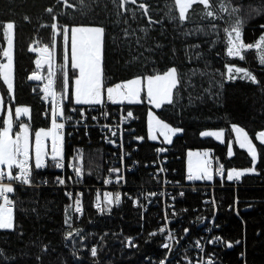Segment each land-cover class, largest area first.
Here are the masks:
<instances>
[{"label":"trees","instance_id":"16d2710c","mask_svg":"<svg viewBox=\"0 0 264 264\" xmlns=\"http://www.w3.org/2000/svg\"><path fill=\"white\" fill-rule=\"evenodd\" d=\"M119 3L120 0H68L66 5L64 0H0V24H15L14 90L9 93L0 77L3 104L30 110V117L24 120L33 139L35 132L47 129L50 114L44 94L40 85L28 81L38 70V58L31 49L52 46L53 23L69 29L103 27L105 89L175 67L180 84L174 90L173 103L156 113L165 123L182 129V133L166 145L169 151L165 158L155 153L158 147L165 146L147 138V103L126 104L122 115L118 106H110L97 113L95 119L94 112L82 116V110L92 107L73 102L77 73L69 60L65 113L70 115L72 110L73 125L66 136L65 160H74L85 172L81 182L76 183L84 196L83 215L77 216L73 210L75 193L65 187L70 183L65 181L64 186L59 182L67 180V174L53 164L35 169L30 187L21 184L9 194L14 204V228L0 229V264H198L204 246V259L210 256L213 264H264V144L256 142L257 135L264 131V64L255 48L246 50L244 59L228 56L225 31L240 20L243 42L256 44L264 35V0H212L215 19L205 15L207 9L202 5L195 4L185 21L173 18L178 17L173 0H137L136 4L128 3L127 10ZM140 4L147 5V15ZM222 4L229 11H221ZM48 8L53 11L49 13ZM149 16L157 22L149 23ZM6 47L7 40L0 29V63L6 62ZM57 50V88L61 92L62 34ZM228 66L246 69L257 82L243 73L227 79ZM129 111L133 122L126 134L129 158L125 159L121 147L111 148L104 142L111 134L107 124L117 125V119L108 121L105 117L114 114L124 125L130 120L125 119ZM4 121L2 114L0 130ZM233 126L243 128L256 142L255 164L247 151L235 146L234 155L229 156L227 143L201 136L205 131L223 130L230 142L234 140ZM109 137L119 140L120 133ZM190 150L211 151L213 182L188 179ZM123 162L128 171L124 173L123 196L117 203L112 191L109 204L104 183L115 165L121 169ZM221 165L223 178L217 175ZM253 166L255 172L227 179L233 169L243 171ZM165 185L172 193L166 202L157 196L155 188ZM95 202H99V209ZM69 217L71 227L65 223ZM167 218L171 219L169 229L175 239L172 250L163 246L167 234L156 233ZM209 228L210 233H205ZM77 230L79 235L75 234ZM69 231L73 232L70 239ZM204 237H210L212 245ZM92 248L97 249L96 256L91 255Z\"/></svg>","mask_w":264,"mask_h":264},{"label":"snow or ice","instance_id":"6c2138e0","mask_svg":"<svg viewBox=\"0 0 264 264\" xmlns=\"http://www.w3.org/2000/svg\"><path fill=\"white\" fill-rule=\"evenodd\" d=\"M83 2V0H81ZM67 5L68 0H64ZM128 3L136 4L137 0H120L119 7L127 10L126 5ZM174 6L178 9V18L180 21L188 19V13L192 9L193 5H202L207 11L205 15L213 19L216 18L217 13L213 10L212 0H173ZM72 7V5H68ZM139 7L143 9L144 14L147 15L148 7L145 4H140ZM221 11H229L227 5L220 6ZM47 11L51 13L52 8H48ZM235 11V9H232ZM27 19V17H26ZM55 19V17H53ZM149 23H156L152 18L148 17ZM52 29L57 30L52 37V47L44 45L39 49L41 58L36 60V66L38 69H42V65H48V76L45 78L47 83L44 85L45 98L49 96L52 98V110L50 113L51 127L48 129H40L34 134V144L30 139L29 125L22 123L20 125V131L15 133L13 137V111L11 108L7 110V119L4 121L6 127H3L0 131V229H13V201L9 198V194L14 192L12 183H4L6 178L8 181H18L23 184L31 183L32 165L30 160L34 159V167L36 169L46 166V157L49 156L48 141L51 140L50 158L56 162L57 167H63V123H58L57 118L64 116L63 100L67 95L69 87L68 74L65 72L63 77L62 91L57 93L54 90L55 76L54 59H55V38L56 35L62 34L63 40V59L64 65L67 66L69 60L71 61V68L76 71L74 79V102L81 105L102 104L104 102L105 95L107 99L113 103H141V96L144 94L147 97L149 104L154 105L159 109L165 104H172L174 97V90L180 84L178 71L175 67L169 68L163 73H155L147 76H137L134 79L120 82L114 86L104 87V74H103V49H104V33L103 27L93 26H77L69 29L67 26H58L57 23L51 25ZM242 27L243 23L237 20L230 29H225L227 34V55L230 57H239L244 59L243 53L246 50L253 48L259 50L260 63L264 64V35L259 38L256 44H245L242 40ZM264 27V25H262ZM215 28V25H213ZM0 29L7 40V47L3 49V56L7 59L6 63H0V77L7 85L9 93L13 91V49H14V22H7L6 24H0ZM32 51H37L36 48H32ZM243 73L244 77L250 79L252 82H257L256 77L248 72L246 69L228 66L227 67V79H235L236 76ZM29 79L40 80L42 77L33 73ZM3 97H0V109H3ZM28 108H16L15 116L19 117L21 114H28ZM132 112L129 111L126 114L125 119L132 117ZM149 128L151 139H157L156 132L160 131L164 136V139L168 142H172V136L182 129L170 127L167 123H164L152 112H149ZM236 133L237 140L241 148H247V151L251 154L253 162L257 159V149L252 140L248 137V134L243 128L233 126L232 129ZM203 136H214L217 140H222L224 137V131H205ZM139 139H143L140 137ZM258 139L264 143V132L258 134ZM165 149H159L164 151ZM34 152V157L32 153ZM231 154V149L229 151ZM189 176L188 179H213V172L211 171V163L207 159L208 153H193L189 152ZM197 157L195 164V170L191 158ZM221 174H223V166L221 165ZM13 169H17L18 173L13 175ZM77 173H80V169H76ZM113 171H119L114 169ZM255 172V167L243 171H237L233 169L228 173L227 179H239L246 173ZM64 183L63 180L59 181ZM69 195H71L69 193ZM183 195V193H181ZM99 199V197H98ZM108 203L110 204V194L106 196ZM119 195L116 197V202H119ZM76 212H80L79 200L76 202ZM99 207V204L97 205ZM66 224L71 227V217L66 221ZM161 232L165 229L161 228ZM187 232V229L185 230ZM76 235H79V230L76 231ZM156 233H152L155 235ZM73 236V232L67 233V238L70 239ZM169 239H172L171 235ZM220 238H217L219 240ZM215 242V241H213ZM199 246V241H197ZM165 248H169V244L163 245ZM227 247H232L231 243H227ZM202 250V249H201ZM91 255H97V249H91ZM163 264V262H162ZM191 264V262H189ZM198 264H213L211 259L206 261H199Z\"/></svg>","mask_w":264,"mask_h":264},{"label":"built area","instance_id":"2783aa9c","mask_svg":"<svg viewBox=\"0 0 264 264\" xmlns=\"http://www.w3.org/2000/svg\"><path fill=\"white\" fill-rule=\"evenodd\" d=\"M38 52H39V50L36 51L37 54L40 53V52L39 53ZM55 59H56V46H55ZM54 90H55V84H54ZM46 104H47L48 108H49L50 105H53L51 97L49 98V101ZM110 106H113V102L108 100L103 106H101L99 108L95 107L93 109H90L89 111H82L81 113H82V116L86 117V114H87L86 112H94V115H93L94 117L93 118L95 119V118H97V116H96L97 113H99L103 109L107 111V109ZM123 109H124L123 106L118 107L119 115L123 114ZM49 114H50V111H49ZM116 114H117V112H116ZM132 122H133V115L130 118L129 122L126 125H124L123 127L114 125L112 123H110V124L108 123L106 130H107L108 134L111 133L109 136L113 135L114 133H120V139L119 140L121 142H125L126 141V134H128V132H129L128 126L131 125ZM109 136L107 137L108 139L111 138V139L114 140L115 137H109ZM131 141L134 142L133 139ZM47 143H48V145L51 146V140H49ZM121 148H122L121 150H122L123 157L125 159H128L129 155L127 154V149L125 147H123V145H122ZM168 151H169L168 148L165 147L164 151H159V149H156L155 153L157 152V155H159V156H166V155H168ZM62 163L64 165L62 168L61 167H57V166H56V168H57V170L59 172L63 171V174H67V175L70 176V181H69L70 185H66L65 186V180H63L64 183H62V184H64V186L69 190L70 193H73L72 184L73 183H77L78 181L81 182V179L84 178L85 172H83V169L81 168V166H79L74 160H71L69 163L65 160L64 144H63V161H62ZM30 164L32 165V168H33L34 162L32 160H30ZM50 164L56 165V162L52 161L51 158H50V155H49L48 157H46V165H50ZM77 168L80 169V173L79 174L76 171ZM126 168H127L126 163L123 162V165H122V167L120 169V172L118 174L113 175V176H109L108 178H106L107 180L105 182V188H104V189L107 190L105 192L106 196L110 194V197L112 198V193L111 192L114 191L113 194H114L115 200H116L117 195H119V198H120L119 201L121 200V194H122L121 189L125 187V182H126L125 181V177H124V173L128 172L126 170ZM17 173H18V170L13 175H16ZM31 175H33V171L31 172ZM218 176L220 178H223L224 173L221 174V172H219ZM3 182L4 183H12L13 187H17V186L22 184V183H20L18 181H8L6 178L4 179ZM165 183H169V182L165 181ZM166 185H168V184H166ZM166 185L165 186H161V187L160 186L159 187L155 186L157 194H158L157 196H159L161 198V200L164 201V202H166V200H168L167 197L169 195L170 196L172 195L171 192H168L169 187L166 186ZM207 187H208V189L210 188L209 186H207ZM122 196H123V194H122ZM153 197H155V195H153ZM174 198H175V196H173V198H171L172 202L174 201ZM98 204H99V202L95 203V208H97V209H99L101 207L100 205H99V207H97ZM79 207L81 208V211L77 212V213L81 216L83 214V211H84L81 203L79 204ZM168 219H170V218H168ZM170 221H171V219L169 221L166 220V224L162 226V228L165 229L164 232H161L160 230H158L156 233L159 234V235L167 234V238L165 240V244H169L170 245L169 250H172V246L174 244V240L175 239L173 237L172 231H170V229H169ZM168 231L170 232V234L168 233ZM210 231H211V229L209 228V229H207L205 231V233H210ZM170 235H171L172 239H169ZM209 238L210 237L205 238V240L208 239V245H212V241L209 240ZM205 247L206 246H204V248H202V251H201V254H202L203 258H202V260L199 259V261H204V260L206 261L208 259L212 260V258L210 256H208V257H206L204 259V256H206V252H205L206 248Z\"/></svg>","mask_w":264,"mask_h":264},{"label":"rangeland","instance_id":"374dc122","mask_svg":"<svg viewBox=\"0 0 264 264\" xmlns=\"http://www.w3.org/2000/svg\"><path fill=\"white\" fill-rule=\"evenodd\" d=\"M56 31L57 30H55V33H56ZM58 40H59V35H56V38H55V42H56V44H57V49H58ZM40 52V51H39ZM38 52V53H39ZM13 54H14V49H13ZM41 58V56H39L38 57V59H40ZM6 62H7V59H6ZM5 62V63H6ZM46 66V68H48V65L47 64H44V65H42V67H45ZM54 66L56 67H54V71L57 73V75H56V78H55V84H56V88H55V91L56 92H60L59 91V88H57L58 86H57V82H58V80H59V66H60V64H59V57H58V50H57V59H56V62H55V59H54ZM63 66H64V68H63V71L65 70V72L68 74V72H69V67H67V66H69V63H68V65L67 66H65L64 65V62H63ZM66 67V68H65ZM48 76V70L47 71H45V76H44V83L43 84H46L47 83V80L45 79L46 77ZM62 86H63V76H62ZM43 84H42V86H41V91L43 92V94H44V99L46 100V101H48L49 100V98H50V96L46 99L45 98V96H46V93L44 92V86H43ZM13 85H14V59H13ZM62 86H61V88H62ZM13 90H14V88H13ZM0 96H1V94H0ZM141 103H143V102H145V103H147V105L149 106V111H148V116H147V138L150 140V141H152V142H157V143H163V144H165V145H171L172 144V142H173V140H174V138L176 137V136H178V135H180L181 133H182V131L181 132H178V133H176L175 135H173L172 136V142L171 143H168L165 139H164V136L161 134V132L160 131H157L156 132V136H157V139H155V140H153V139H151V136H150V128H149V112H152L156 117H158L157 116V113H156V110H157V108H155L154 107V105H152V104H149L148 103V101H147V97L144 95V94H142V96H141ZM141 103H127V102H124V104H130V105H137V104H141ZM166 105V104H165ZM164 106V105H163ZM9 108H11L12 109V111H13V120H14V123H13V128H12V134H13V137L15 136V134H14V131H15V128H16V126H17V122H16V120L18 121L19 119H20V122L18 123V124H22V123H26L27 124V122H25V120H24V118L25 117H27L28 115H29V113L28 114H21L19 117H17V116H15V109H13L12 107H11V105L9 104L7 107H3V109H0V114H4L5 116V120L7 119V110L9 109ZM17 108H26V107H17ZM30 111V110H29ZM161 120V119H160ZM164 122V121H163ZM165 123V122H164ZM169 125V124H168ZM170 126V125H169ZM4 127H6V125L4 124ZM170 127H172V126H170ZM239 127V126H238ZM174 128V127H173ZM241 128V127H240ZM232 129H233V127H232ZM0 131H2V129L0 130ZM20 131V130H19ZM29 131H30V129H29ZM209 131H223V130H209ZM232 132H233V135H234V140L233 141H230V142H227V140H226V132L224 131V137L222 138V140H217L214 136H203L202 134H201V136L203 137V138H212V139H214V140H216V141H218V142H220V143H227V146H228V155L229 156H233L234 155V153H235V150H234V147L235 146H237V147H239V148H241L240 147V145H239V142H238V140H237V137H236V133L232 130ZM246 132V131H245ZM264 132V131H263ZM16 133V132H15ZM247 133V132H246ZM248 137H249V135H248ZM250 138V137H249ZM30 139H31V141H32V143L34 144V140H32V138H31V132H30ZM251 139V138H250ZM252 140V139H251ZM252 142H253V144L255 145V147H256V149H257V159H256V161L254 162V164L257 162V160H258V148H257V145H256V142L257 143H261V144H264V143H262L259 139H258V135H257V139H256V142L255 141H253L252 140ZM230 149H231V154H229V151H230ZM241 149H243V150H245V151H247V148L245 147V148H241ZM189 152H193V153H205V152H207L209 155H208V157H207V159L209 160V162L211 163V171L213 172V179L212 180H206V179H192V180H190L191 182L192 181H199V182H202V181H207V182H211V181H213L214 180V178H215V170L213 169V155H212V153H211V151L210 150H202V151H199V150H190V151H188V153ZM248 152V151H247ZM188 153H187V175L189 176V155H188ZM248 154L251 156V154L248 152ZM252 158V157H251ZM197 157H195V156H193L192 158H191V160H192V162H193V166H194V169L193 170H195V164H196V161H197ZM0 202H2V201H0ZM13 219H14V211H13ZM166 220H170V219H166Z\"/></svg>","mask_w":264,"mask_h":264},{"label":"bare ground","instance_id":"6f19581e","mask_svg":"<svg viewBox=\"0 0 264 264\" xmlns=\"http://www.w3.org/2000/svg\"><path fill=\"white\" fill-rule=\"evenodd\" d=\"M63 110H64V116L63 117H58L57 118V122L58 123H63L64 124V128H63V130H62V134H63V137H64V140H63V144H64V152H65V143H66V136H67V133H68V130L72 127V125H73V114H71V111H70V115H66V113H65V100H63ZM91 106V105H90ZM94 106L95 105H92L91 107L92 108H94ZM52 107H53V105H50L49 106V111H50V113H51V110H52ZM91 108V109H92ZM82 111H84V110H82ZM108 121L109 120H115V119H117V126H124V125H126L127 123H125L124 125H121V124H119V122H120V119H118V117L117 116H115L114 114H111L110 113V115L109 116H106L105 117ZM131 118V117H130ZM51 127V117H50V123H49V127L48 128H50ZM118 141V142H117ZM104 142H106V143H110L111 144V148H118V147H122V145H123V147H125V142H121L120 140H117V139H115V140H112V139H108L107 137H105L104 138ZM122 149V148H121ZM157 149H165V147H158ZM48 150H49V155H50V150H51V146L50 145H48ZM165 158H167L166 156H165ZM166 161H167V159H165ZM48 165H46L45 167H47ZM45 167H42V168H45ZM42 168H39V169H42ZM36 168L34 167V164H33V168H32V171L34 172V170H35ZM114 169H119V171L117 172V171H113V174L112 175H108L106 178H108L109 176H113V175H116V174H118L119 172H120V168H118V166L117 165H115V168H113V170ZM66 177H67V180H65V181H70V176L69 175H66ZM31 179H32V175H31ZM190 180V179H189ZM23 184V183H22ZM105 184V183H104ZM32 184L30 183V184H23V186L24 187H30ZM105 186V185H104ZM78 188V186H77V184L76 183H73L72 184V190H73V193H75V196L74 197H72V198H74V203H73V205H72V207H73V210H74V212L76 213V215L77 216H80L77 212H76V201L77 200H79V202L81 203V205H82V207H83V210H84V196L82 195V193H81V191L80 190H78L77 189ZM76 191V192H75ZM96 203V202H95ZM95 205V204H94ZM83 215V214H82Z\"/></svg>","mask_w":264,"mask_h":264},{"label":"crops","instance_id":"0c3cea01","mask_svg":"<svg viewBox=\"0 0 264 264\" xmlns=\"http://www.w3.org/2000/svg\"><path fill=\"white\" fill-rule=\"evenodd\" d=\"M65 73V72H64ZM63 77H64V75H63ZM69 79V78H68ZM74 81H73V89H72V98H73V102H74ZM107 97H106V95H105V98H104V100L106 99ZM75 103V102H74ZM76 104V103H75ZM76 105H81V104H76ZM92 105H97V104H91V106ZM0 115H2V114H0ZM5 116V115H4ZM28 117H30V112H29V115L27 116V117H25V118H28ZM20 120V119H19ZM16 122H17V120H16ZM20 125L21 124H18V122H17V126H16V128H15V131H14V134H15V132L17 133V132H19V130H20ZM48 129V128H47ZM32 140H34L33 138H32ZM33 154V156H34V152L32 153ZM13 171V170H12ZM214 180H215V178H214ZM213 180V181H214ZM213 181H211V182H213ZM193 182H199V181H193ZM202 182H207V181H202Z\"/></svg>","mask_w":264,"mask_h":264},{"label":"water","instance_id":"95a60500","mask_svg":"<svg viewBox=\"0 0 264 264\" xmlns=\"http://www.w3.org/2000/svg\"><path fill=\"white\" fill-rule=\"evenodd\" d=\"M31 76V75H30ZM29 76V77H30ZM31 84H36V85H39L40 84V82H41V80H32V79H29L28 80Z\"/></svg>","mask_w":264,"mask_h":264}]
</instances>
